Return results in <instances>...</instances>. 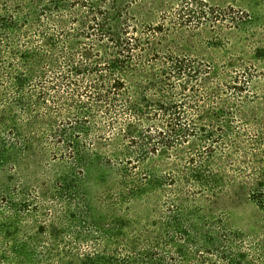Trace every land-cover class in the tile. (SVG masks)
<instances>
[{
	"label": "trees",
	"instance_id": "16d2710c",
	"mask_svg": "<svg viewBox=\"0 0 264 264\" xmlns=\"http://www.w3.org/2000/svg\"><path fill=\"white\" fill-rule=\"evenodd\" d=\"M115 3L0 0V264H264V229L206 233L184 207L214 203L233 176L264 214L253 78L156 49L226 10L183 0L167 20L140 26ZM111 141L112 157H101ZM158 156L173 172L157 185L183 195L169 213L134 214ZM111 162L114 216L103 225L84 186ZM182 215L188 228L174 223Z\"/></svg>",
	"mask_w": 264,
	"mask_h": 264
},
{
	"label": "rangeland",
	"instance_id": "374dc122",
	"mask_svg": "<svg viewBox=\"0 0 264 264\" xmlns=\"http://www.w3.org/2000/svg\"><path fill=\"white\" fill-rule=\"evenodd\" d=\"M183 0H116L117 11L126 14L131 23L140 26L156 25L167 20L169 15ZM209 6L218 10H226L224 21L215 25H203L196 29H183L172 33L166 39H161L156 49L161 52H171L176 55L195 58L209 63L216 69L240 72L244 78H253L250 97L252 104L247 108L248 114L257 118L264 132V0H203ZM232 9V10H229ZM112 141L105 142L101 149V157L111 158ZM100 157V158H101ZM112 160V159H111ZM44 156L42 163H47ZM170 160L165 156H158L146 164V171L153 176V182L147 187V200L133 209L134 214L152 215L157 211L159 216L169 213L172 208L171 198L183 195V191L175 186L157 185L161 180L169 178L171 170ZM55 169H52L51 173ZM50 171V169L48 170ZM104 177L108 182L98 183ZM85 192L91 200L94 212L102 213L103 225L114 216L112 208V162L106 168L93 167L87 175ZM101 193L102 205L98 198ZM96 194H99L96 197ZM168 198V199H167ZM166 199V200H165ZM168 200V201H167ZM186 210L193 209L198 220L195 222L204 232L217 228L227 231L240 232L246 236H256L263 232L264 214L249 198L247 188L243 187L233 176L223 187L221 195L214 203L199 199L196 203H185ZM137 210V211H136ZM199 212V213H198ZM185 215V214H184ZM182 215L174 222L178 227H189L188 220ZM99 216V215H97ZM102 216V217H103ZM165 224L167 219L164 220ZM169 222V221H168ZM203 240L205 238L201 237ZM198 240L197 237H195ZM86 242L81 249L88 250ZM182 263V262H180Z\"/></svg>",
	"mask_w": 264,
	"mask_h": 264
}]
</instances>
